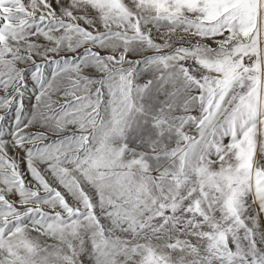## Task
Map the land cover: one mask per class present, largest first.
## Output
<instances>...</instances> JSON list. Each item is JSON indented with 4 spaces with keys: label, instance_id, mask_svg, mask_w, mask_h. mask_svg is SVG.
Listing matches in <instances>:
<instances>
[{
    "label": "snow or ice",
    "instance_id": "6c2138e0",
    "mask_svg": "<svg viewBox=\"0 0 264 264\" xmlns=\"http://www.w3.org/2000/svg\"><path fill=\"white\" fill-rule=\"evenodd\" d=\"M0 264H264V0H0Z\"/></svg>",
    "mask_w": 264,
    "mask_h": 264
}]
</instances>
